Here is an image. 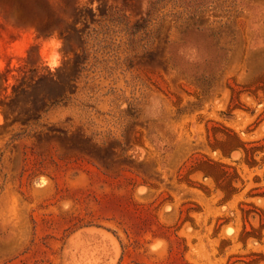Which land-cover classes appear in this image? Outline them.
<instances>
[{
    "label": "rangeland",
    "instance_id": "rangeland-1",
    "mask_svg": "<svg viewBox=\"0 0 264 264\" xmlns=\"http://www.w3.org/2000/svg\"><path fill=\"white\" fill-rule=\"evenodd\" d=\"M233 136L264 143V0H0V264H264Z\"/></svg>",
    "mask_w": 264,
    "mask_h": 264
},
{
    "label": "trees",
    "instance_id": "trees-1",
    "mask_svg": "<svg viewBox=\"0 0 264 264\" xmlns=\"http://www.w3.org/2000/svg\"><path fill=\"white\" fill-rule=\"evenodd\" d=\"M222 158H229L232 152H241L243 154V163L249 168L253 169L257 167L255 157L259 153L264 152V143H251V146L246 148L236 136L231 138V147L228 151L219 149ZM205 171H202L203 178L211 179L217 184L219 181H225V188H219V190L227 197L229 194L235 193V188L232 186V180L235 178V172H232L229 178L226 176L227 169L230 168L222 162H214L206 160L201 164ZM264 176V174H263Z\"/></svg>",
    "mask_w": 264,
    "mask_h": 264
},
{
    "label": "bare ground",
    "instance_id": "bare-ground-1",
    "mask_svg": "<svg viewBox=\"0 0 264 264\" xmlns=\"http://www.w3.org/2000/svg\"><path fill=\"white\" fill-rule=\"evenodd\" d=\"M88 233L95 234V232H93V231H89ZM95 235H97L99 238L107 239V241L110 243V246H112V248H113V253L115 254V256H114L113 259H115L117 257L118 250H117V246H116V243L114 242V240L111 237H109L108 235H106L105 233H102V232L101 233H98V234H95ZM77 236H79V235H77ZM78 246H80V245H78ZM96 246H98V245H96ZM94 248H97V247H94ZM94 251L96 252V250H94ZM96 253H98V251ZM82 255L84 257L87 256V252L86 251H82ZM90 256H93V254H90ZM99 256H100V254H99ZM113 261H115V260H113ZM113 261L111 262V264L113 263Z\"/></svg>",
    "mask_w": 264,
    "mask_h": 264
}]
</instances>
